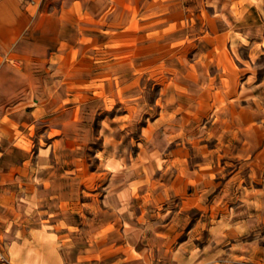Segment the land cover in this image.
<instances>
[{
    "label": "rangeland",
    "instance_id": "1",
    "mask_svg": "<svg viewBox=\"0 0 264 264\" xmlns=\"http://www.w3.org/2000/svg\"><path fill=\"white\" fill-rule=\"evenodd\" d=\"M149 7L140 24L112 40V64L102 59L93 95L72 101L67 90L64 107L83 120L70 121L69 144L79 149L63 159L84 162L86 191L97 178L102 193L110 177L102 166L113 159L117 183L137 178L141 193L156 196L141 205L142 229L127 234L148 264H264V0H153ZM212 99L225 112L253 111L257 130L214 120L205 111ZM196 104L189 118L184 111ZM145 124L158 126L149 148L171 150L181 140L175 163L152 151V165L140 168Z\"/></svg>",
    "mask_w": 264,
    "mask_h": 264
},
{
    "label": "crops",
    "instance_id": "2",
    "mask_svg": "<svg viewBox=\"0 0 264 264\" xmlns=\"http://www.w3.org/2000/svg\"><path fill=\"white\" fill-rule=\"evenodd\" d=\"M152 1L0 0V264H148L143 248L127 234L140 227L141 205L156 196L141 193L137 178L117 183L113 159L102 166L110 169L102 193L96 191L97 178L86 191L84 162L70 163L63 154L79 149L69 144V125L83 120L64 107L67 90H74L72 101L93 95L102 59L112 64V40L140 24ZM214 104L215 99L205 104V111L217 122H230L234 131L240 126L245 134L257 130L254 112L244 105L225 112ZM197 106L184 113L193 118ZM150 127H139L140 168L152 165V151L161 154V162L175 163L181 140L174 138L171 150L149 148L158 126ZM11 152L24 156L10 158Z\"/></svg>",
    "mask_w": 264,
    "mask_h": 264
},
{
    "label": "built area",
    "instance_id": "3",
    "mask_svg": "<svg viewBox=\"0 0 264 264\" xmlns=\"http://www.w3.org/2000/svg\"><path fill=\"white\" fill-rule=\"evenodd\" d=\"M0 261L4 262L5 261V256L3 255L2 252H0Z\"/></svg>",
    "mask_w": 264,
    "mask_h": 264
}]
</instances>
